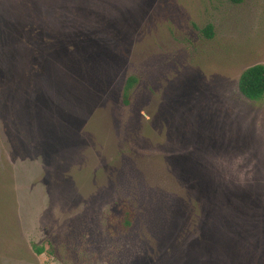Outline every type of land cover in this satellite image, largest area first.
<instances>
[{"label": "rangeland", "instance_id": "1", "mask_svg": "<svg viewBox=\"0 0 264 264\" xmlns=\"http://www.w3.org/2000/svg\"><path fill=\"white\" fill-rule=\"evenodd\" d=\"M253 65L264 0H0V264H178L201 180L202 264H264L207 182L264 183Z\"/></svg>", "mask_w": 264, "mask_h": 264}, {"label": "trees", "instance_id": "2", "mask_svg": "<svg viewBox=\"0 0 264 264\" xmlns=\"http://www.w3.org/2000/svg\"><path fill=\"white\" fill-rule=\"evenodd\" d=\"M233 5H241L245 0H226ZM203 33L207 38L213 37V27L207 25L203 29ZM136 83L135 77H129L125 83L123 91L124 103H128L129 92ZM238 91L247 100L258 102L264 99V65H253L244 70L238 79ZM217 180L222 179L211 176L207 180L210 186L208 189L213 192L211 196L214 200V192H221L223 198V216L224 229L231 238L239 240L244 246L250 244L259 246L258 251L264 252V183L255 182L252 186L243 184L230 185L226 184L217 186ZM199 181V180H196ZM206 180H201L196 187L192 208L184 214V217L178 223V264H202L203 246L211 242L205 236V233L196 235L192 239L184 237L185 229L188 224L197 217L199 208L203 206L205 198L202 191L207 189ZM220 182V181H219ZM240 184V185H239ZM246 187V188H245ZM216 189V190H215ZM224 190V191H223ZM4 199L2 196L0 197ZM193 220L190 221V218ZM187 239V240H186ZM174 244V243H173ZM172 248V247H170ZM242 248V247H241ZM37 254H42V248H35ZM251 253H254L252 251Z\"/></svg>", "mask_w": 264, "mask_h": 264}]
</instances>
